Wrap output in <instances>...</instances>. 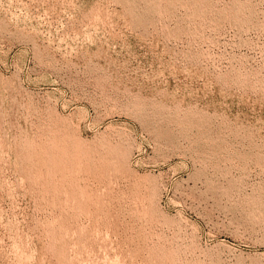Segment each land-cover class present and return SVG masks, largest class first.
Wrapping results in <instances>:
<instances>
[{
  "label": "rangeland",
  "instance_id": "obj_1",
  "mask_svg": "<svg viewBox=\"0 0 264 264\" xmlns=\"http://www.w3.org/2000/svg\"><path fill=\"white\" fill-rule=\"evenodd\" d=\"M0 264H264V0H0Z\"/></svg>",
  "mask_w": 264,
  "mask_h": 264
}]
</instances>
